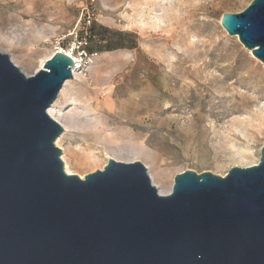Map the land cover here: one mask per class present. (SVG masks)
<instances>
[{"label":"rangeland","instance_id":"1","mask_svg":"<svg viewBox=\"0 0 264 264\" xmlns=\"http://www.w3.org/2000/svg\"><path fill=\"white\" fill-rule=\"evenodd\" d=\"M251 1L0 0V53L33 76L82 43L87 57L53 103L67 126L56 140L64 170L140 162L168 193L185 171L224 177L259 162L264 66L220 25ZM92 25L131 32L137 46L95 53Z\"/></svg>","mask_w":264,"mask_h":264},{"label":"water","instance_id":"2","mask_svg":"<svg viewBox=\"0 0 264 264\" xmlns=\"http://www.w3.org/2000/svg\"><path fill=\"white\" fill-rule=\"evenodd\" d=\"M221 27L264 66V0ZM74 63L33 76L0 53V264H264V146L224 177L185 171L160 195L140 162L67 174L47 110Z\"/></svg>","mask_w":264,"mask_h":264},{"label":"trees","instance_id":"3","mask_svg":"<svg viewBox=\"0 0 264 264\" xmlns=\"http://www.w3.org/2000/svg\"><path fill=\"white\" fill-rule=\"evenodd\" d=\"M102 33H98V29ZM89 40L98 39L100 43L95 53L109 52L118 49L134 50L137 46V38L131 32L108 30L92 25L89 29ZM86 44V43H85ZM90 52H92L90 50Z\"/></svg>","mask_w":264,"mask_h":264},{"label":"bare ground","instance_id":"4","mask_svg":"<svg viewBox=\"0 0 264 264\" xmlns=\"http://www.w3.org/2000/svg\"><path fill=\"white\" fill-rule=\"evenodd\" d=\"M10 6V5H9ZM237 40H238V37H236ZM239 41V40H238ZM61 52V51H60ZM63 53V52H62ZM249 53L251 54V52L249 51ZM43 67V65H42ZM186 74L188 76H192L193 77V72H186ZM72 75H73V79H76V71L75 69H73L72 71ZM72 79V80H73ZM67 82H65L66 84ZM47 114L50 118H52L55 122H57L62 128L64 131H67V126L63 123V116L61 115V112L59 111V109H56L54 105H52L48 110H47ZM58 144V143H57ZM65 171L67 174H70L71 172L65 167ZM160 195H166L168 193H161V192H158Z\"/></svg>","mask_w":264,"mask_h":264},{"label":"built area","instance_id":"5","mask_svg":"<svg viewBox=\"0 0 264 264\" xmlns=\"http://www.w3.org/2000/svg\"><path fill=\"white\" fill-rule=\"evenodd\" d=\"M58 51L67 54L72 59L74 63V69L76 72L79 70L81 66L82 59L87 57L83 49L82 43H79L78 45L72 44V46H70V48L67 49L66 51L64 50H58Z\"/></svg>","mask_w":264,"mask_h":264}]
</instances>
